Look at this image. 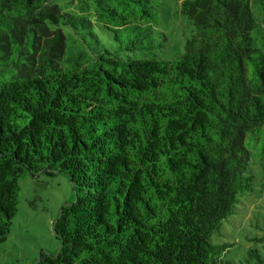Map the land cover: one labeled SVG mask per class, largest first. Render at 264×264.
I'll return each mask as SVG.
<instances>
[{
    "label": "trees",
    "instance_id": "obj_1",
    "mask_svg": "<svg viewBox=\"0 0 264 264\" xmlns=\"http://www.w3.org/2000/svg\"><path fill=\"white\" fill-rule=\"evenodd\" d=\"M162 4L0 0V243L20 180L74 194L33 264H264V233L221 237L264 210V0H179L165 23Z\"/></svg>",
    "mask_w": 264,
    "mask_h": 264
},
{
    "label": "rangeland",
    "instance_id": "obj_2",
    "mask_svg": "<svg viewBox=\"0 0 264 264\" xmlns=\"http://www.w3.org/2000/svg\"><path fill=\"white\" fill-rule=\"evenodd\" d=\"M53 1L65 9L75 12L78 9V2L82 0ZM83 1L90 2V0ZM178 1L163 0L162 9L159 10L161 23L169 22ZM256 8L260 9V6L257 4ZM181 19H183L182 16ZM258 19H261L260 16ZM168 25L170 28L165 31L167 38L166 41H163L164 46L157 51L161 57L170 59L182 51L184 39L189 35V24L187 23L188 26H186L184 22L177 20ZM262 25L264 26V21H262ZM73 44L76 46V43L71 45ZM252 168L255 171L256 182H259L260 167L254 163ZM19 187V201L12 219L10 233L6 240L0 243V264H33L41 251L54 255L60 242L52 231L53 221L57 218L61 207L74 198L69 177L61 173H56L53 176L41 173L35 178L26 177L20 180ZM252 207L253 205H250L247 208L243 218L235 216L229 222L223 223L221 237L225 241L234 243L231 249H240L245 243L248 244L250 240L243 237L246 234L252 236L254 232L259 235L264 233V225L261 229H254L252 225H249L251 222L249 216L254 224H256L255 218L262 224L264 221V210L261 211L262 214L253 217V214L249 213ZM253 243L264 251V237L262 241Z\"/></svg>",
    "mask_w": 264,
    "mask_h": 264
}]
</instances>
